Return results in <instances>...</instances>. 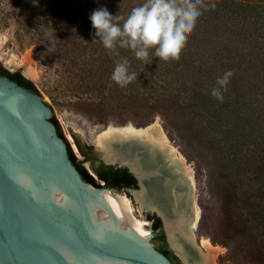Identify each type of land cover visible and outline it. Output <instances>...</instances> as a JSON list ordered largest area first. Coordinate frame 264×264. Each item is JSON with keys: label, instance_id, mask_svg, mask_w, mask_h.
I'll return each mask as SVG.
<instances>
[{"label": "rangeland", "instance_id": "obj_1", "mask_svg": "<svg viewBox=\"0 0 264 264\" xmlns=\"http://www.w3.org/2000/svg\"><path fill=\"white\" fill-rule=\"evenodd\" d=\"M144 2L0 0V62L33 82L100 182L77 143L101 158L97 137L108 128L157 126L193 182L194 236L181 239L189 256L211 247L216 264H264V0H204L215 10H202L179 60L154 49L146 61L125 48L111 55L90 15L106 7L126 18ZM120 57L137 73L126 87L111 80ZM227 70L234 75L220 102L211 90ZM120 194L150 232L133 193Z\"/></svg>", "mask_w": 264, "mask_h": 264}, {"label": "water", "instance_id": "obj_2", "mask_svg": "<svg viewBox=\"0 0 264 264\" xmlns=\"http://www.w3.org/2000/svg\"><path fill=\"white\" fill-rule=\"evenodd\" d=\"M52 116L38 92L0 73V264H174L107 182L82 177Z\"/></svg>", "mask_w": 264, "mask_h": 264}, {"label": "bare ground", "instance_id": "obj_3", "mask_svg": "<svg viewBox=\"0 0 264 264\" xmlns=\"http://www.w3.org/2000/svg\"><path fill=\"white\" fill-rule=\"evenodd\" d=\"M33 74L34 68L27 69ZM130 140L139 143L136 148L129 145ZM97 142L106 161H118L128 164L140 179V189L134 192L142 209L156 210L163 218L170 243L187 264H216L212 248L204 253L200 248L199 259L190 257L181 243L188 236L193 237L198 211L194 209L192 200L193 182L184 171L182 161L174 156V152L157 126L135 128L111 127L97 137ZM153 145L154 150H164L163 160L156 159L154 152L145 157L144 144ZM153 150V151H154ZM171 151V152H170ZM117 193L119 207L133 224L141 226L145 235L149 231L143 228L144 220L131 217V207L127 197ZM166 198L170 206L166 207ZM196 212V214H195ZM208 245V244H206Z\"/></svg>", "mask_w": 264, "mask_h": 264}, {"label": "clouds", "instance_id": "obj_4", "mask_svg": "<svg viewBox=\"0 0 264 264\" xmlns=\"http://www.w3.org/2000/svg\"><path fill=\"white\" fill-rule=\"evenodd\" d=\"M202 10H215V5L209 6L204 0H145L133 7L126 18L112 15L106 7L94 10L89 18L96 30L94 36L99 37L111 55L119 56L118 48H125L132 50L137 59L146 61L149 50L154 49L155 57L169 61L179 60ZM117 21H123L122 25ZM129 66V60L120 57L111 80L121 87L137 80V73L129 72ZM233 75L232 70H227L217 78L216 87L211 90L214 99L223 102V92Z\"/></svg>", "mask_w": 264, "mask_h": 264}, {"label": "trees", "instance_id": "obj_5", "mask_svg": "<svg viewBox=\"0 0 264 264\" xmlns=\"http://www.w3.org/2000/svg\"><path fill=\"white\" fill-rule=\"evenodd\" d=\"M0 73L6 74L10 78L19 82L20 84L25 85V86L33 89L34 91L38 92L35 85L33 84V82L29 78H27L20 70L10 71L8 68L3 66L2 63L0 62ZM51 120L56 125L58 134L65 139V141L67 143V147H68L69 157L72 160V162L75 164V166L78 168V170L80 171L82 177L86 181L93 183L95 186H101L102 183L95 177V175H93L82 164L83 161L79 160L77 158V156L75 155V153H74L69 141L67 140L57 118L55 116H52ZM77 144H78L80 150L82 151L80 144L79 143H77ZM110 169H112V166L103 165L102 170H95L98 177L100 179H104V181L108 183V186L110 188L122 190V189H125L130 184L134 185V187L136 186V179H135L134 175L128 171L127 168H123V167L118 168L116 173L112 177V179H109V175L111 174ZM158 238H159V240H161V244L156 246V248L159 249L160 251H162L163 253H165L171 259V261L174 264H182L179 261V258L177 257V255L174 253V251L168 246L164 233H161L160 235H158Z\"/></svg>", "mask_w": 264, "mask_h": 264}, {"label": "flooded vegetation", "instance_id": "obj_6", "mask_svg": "<svg viewBox=\"0 0 264 264\" xmlns=\"http://www.w3.org/2000/svg\"><path fill=\"white\" fill-rule=\"evenodd\" d=\"M2 74V73H1ZM6 75V74H5ZM8 76V75H7ZM129 145L133 146V147H140V140L139 143L135 142L134 140H130V143H128ZM81 146V145H80ZM82 153L84 154V157L86 158V160H88L89 162L93 163L94 169L95 170H102L103 169V165H108V166H112L111 170V174L109 175V179H112V177L114 176V174L116 173L118 168H127L129 172H131L133 175L134 173L130 170V168L128 166H119L117 164H108L106 163L102 158H96V156H93L91 153H89L87 150H85L82 146ZM89 148V147H88ZM153 149V145H149L147 143L144 144V156H150L152 155V152H154L155 157L157 160L162 161L163 160V156H165V152L164 150H154ZM83 164V162H82ZM135 179H136V186L134 187V185L130 184L129 186H127L125 189L128 190L129 192H132V190L134 188H140L139 185V179L134 175ZM104 180V179H101ZM163 200H166L165 204L166 207L170 206L169 202L167 201V199L161 197ZM149 220L151 221L150 224V228L153 230V237L152 238H158V235H160L161 233H164L165 235V239L167 241V237H166V231L163 227V222L161 220V217L155 213L151 214V213H147L146 215ZM159 222V223H158ZM159 239V238H158Z\"/></svg>", "mask_w": 264, "mask_h": 264}, {"label": "built area", "instance_id": "obj_7", "mask_svg": "<svg viewBox=\"0 0 264 264\" xmlns=\"http://www.w3.org/2000/svg\"><path fill=\"white\" fill-rule=\"evenodd\" d=\"M96 177V176H95Z\"/></svg>", "mask_w": 264, "mask_h": 264}]
</instances>
